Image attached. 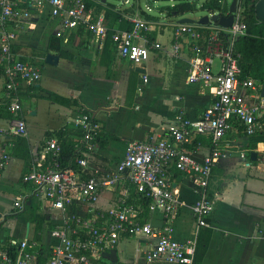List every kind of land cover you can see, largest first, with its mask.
<instances>
[{
    "label": "built area",
    "instance_id": "1",
    "mask_svg": "<svg viewBox=\"0 0 264 264\" xmlns=\"http://www.w3.org/2000/svg\"><path fill=\"white\" fill-rule=\"evenodd\" d=\"M25 1L30 6L48 8L49 15L58 19L61 31L79 27L87 30L98 47L108 36L104 13L94 15L91 8L94 2L100 3L98 0ZM22 3L23 0H0V71L10 114L6 126L0 127V171L12 157V138L27 135L20 93L41 77L38 66L21 60L12 51L16 30L32 16ZM146 9L151 8L146 5ZM123 16L131 27L112 31L116 54L141 66L149 58L151 47L161 46L149 37L159 23L139 10ZM246 34L240 2L228 27L176 22L168 55L179 58L184 50L188 51L187 80L209 88L211 101L194 119L177 115L167 127L168 139L130 141L114 167L101 176L97 170L93 172L99 125L90 111L77 109L73 127L80 134L73 137V164L62 165L58 138H48L33 151L29 168L22 175V182L30 186L33 196L59 211L60 222L50 231L56 243L45 254L33 239L7 244L0 248V264H101L104 254L130 237L150 238L149 248L142 250L147 262L194 264L199 230L209 225L214 210V198L209 194L212 172L219 160L231 152L225 143L226 135L240 127L247 136L264 133V84L241 76L240 53L235 48L236 40ZM199 134L208 135L209 149L196 157L184 146ZM239 154L247 155L244 150ZM87 171L92 174L86 175ZM174 172L190 180L195 194L191 206L194 233L182 242L171 235L172 221L183 204L172 181ZM104 187L116 190L107 208L98 207ZM13 208L21 210L23 199L16 197ZM145 208L161 214L160 225L148 220Z\"/></svg>",
    "mask_w": 264,
    "mask_h": 264
},
{
    "label": "crops",
    "instance_id": "2",
    "mask_svg": "<svg viewBox=\"0 0 264 264\" xmlns=\"http://www.w3.org/2000/svg\"><path fill=\"white\" fill-rule=\"evenodd\" d=\"M101 2H94L91 8L94 15L104 13L108 31L125 29L127 19L123 14L133 13V8L126 11L129 8L125 6L123 10L128 13L121 14V6L107 0ZM21 6L28 8L32 16L16 30L12 51L21 60L38 66L41 77L20 93L22 106V98L36 101L28 108L23 106L22 114L27 124L24 138L29 160L13 154L11 149L12 157L0 171V248L33 239L45 254L56 243L50 231L60 222L61 215L31 194L30 186L22 182V175L29 168L33 151L46 139L57 137L59 131L73 132L69 135L72 138L78 135L73 127L75 105L53 101L46 97L47 92L77 100L102 128L93 154V172L97 170L99 176L114 167L130 141L168 139L167 127L175 117L182 114L196 118L210 103L211 92L202 84L188 82V51L184 50L179 58L168 55L172 27L184 15L163 23L146 12L144 16L148 14L159 23L149 37L161 46L151 47L147 61L134 66L116 54L114 45L110 50L96 46L85 29L61 31L58 19L49 15L48 8L30 6L25 0ZM51 37L58 38L59 43L53 39L50 47ZM48 53L58 56L56 64L45 61ZM136 67L144 71L138 72ZM5 103L4 77L0 71V127L6 126L9 116ZM225 143L231 152L219 160L212 172L209 191L214 198V210L209 225L199 230L195 264H264V133L247 136L240 127L226 135ZM184 147L201 157L209 149L208 135L199 134ZM242 150L247 154L244 157L239 154ZM172 181L183 204L172 221L171 235L182 242L194 233L191 206L195 194L185 175L174 172ZM115 191L104 187L98 207L107 208ZM16 197L23 199L21 210L13 208ZM144 213L153 225L161 224L158 211L145 208ZM149 241L147 237L122 239L115 249L104 254L101 264H173L145 261L142 250L149 248Z\"/></svg>",
    "mask_w": 264,
    "mask_h": 264
},
{
    "label": "trees",
    "instance_id": "3",
    "mask_svg": "<svg viewBox=\"0 0 264 264\" xmlns=\"http://www.w3.org/2000/svg\"><path fill=\"white\" fill-rule=\"evenodd\" d=\"M256 0H240V7L241 12L243 14V19L247 24V34L240 36L235 42V48L240 53L239 58V67L241 69V76H250L254 78L258 83L264 84V21H259L255 14L254 4ZM91 4V2L89 3ZM88 4V5H89ZM101 4V3H100ZM203 7L208 9L211 13L212 12H219L220 14H225L228 11V7H226L224 1L222 0H207L203 3ZM139 10L141 15H145L146 12L140 8H134L133 10ZM192 9V5L189 1H180L173 6L170 7V13L182 14L185 11H189ZM132 10L131 8L127 9L126 11ZM147 18H152L150 15H146ZM127 26L125 29H130L131 24L127 22ZM82 31L83 28L79 27L76 31ZM203 35L206 31H202ZM112 30L108 31V36L103 43L104 48L111 49L114 43L111 39ZM56 39L57 43H59V39L55 37H51L49 41V46H53L52 41ZM115 47V46H114ZM59 49V48H57ZM49 99L61 103L66 106L75 105L77 109H84L86 108L79 105L77 100L66 98L60 96L58 94L47 92V96ZM9 114V112H8ZM10 117V114L9 116ZM97 121V120H96ZM77 134H80L78 130H76ZM73 132L70 131H59L57 132V138L60 142L62 147L61 150V158H62V165H68L69 162H72V156L74 155V138L69 136ZM102 128L100 127L98 137L102 136ZM26 140L23 136H18L15 138V144L11 147L12 153L21 157L23 160H29V150L27 148ZM92 173L87 171L86 175H91ZM211 196V193H209ZM198 254V240H197V247L194 257V264L196 263Z\"/></svg>",
    "mask_w": 264,
    "mask_h": 264
},
{
    "label": "rangeland",
    "instance_id": "4",
    "mask_svg": "<svg viewBox=\"0 0 264 264\" xmlns=\"http://www.w3.org/2000/svg\"><path fill=\"white\" fill-rule=\"evenodd\" d=\"M98 1L102 3L101 0ZM107 1L112 4L121 6L122 7V10H120L121 14H123V12L128 13L123 10V7L125 6H127L126 8L132 7L133 9L142 8L145 12L149 13L150 15L158 17L163 23H170L171 21L175 20L177 16L180 15H184L185 17L192 18L193 20H198L202 16L210 13L208 9L203 7V3H205L207 0H186L191 3L192 9L189 11H185L182 14L179 13L177 15L170 13L171 12L170 7L180 1H185V0H127V2H125V0H107ZM238 2H240V0H238ZM224 3L226 7H228L229 4L231 3V0H224ZM146 5L150 6L151 8L150 11L146 9ZM167 29L169 28L167 27ZM35 97L34 100H36ZM22 103L24 107L28 108L30 106H33V104H35L36 101L31 102L30 99L28 98H22ZM23 106L22 109L24 114ZM26 114H28V112H26Z\"/></svg>",
    "mask_w": 264,
    "mask_h": 264
},
{
    "label": "water",
    "instance_id": "5",
    "mask_svg": "<svg viewBox=\"0 0 264 264\" xmlns=\"http://www.w3.org/2000/svg\"><path fill=\"white\" fill-rule=\"evenodd\" d=\"M238 5V0H231V3L228 6V11L226 14H220L219 12H210L207 15L202 16L198 20H193L189 17H182L179 19V22H198L200 24H209V23H216L223 27H228L232 23L233 19V12L236 11ZM255 14L259 21H264V0H256L254 4ZM58 60V56L47 54L45 61L50 64H56ZM136 71L143 72V68L136 67ZM262 94H264V87L261 90Z\"/></svg>",
    "mask_w": 264,
    "mask_h": 264
}]
</instances>
